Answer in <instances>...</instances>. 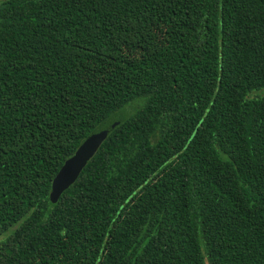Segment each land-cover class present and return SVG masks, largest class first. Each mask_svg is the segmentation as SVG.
I'll return each instance as SVG.
<instances>
[{"label": "trees", "instance_id": "obj_1", "mask_svg": "<svg viewBox=\"0 0 264 264\" xmlns=\"http://www.w3.org/2000/svg\"><path fill=\"white\" fill-rule=\"evenodd\" d=\"M0 264H264V0L0 1Z\"/></svg>", "mask_w": 264, "mask_h": 264}, {"label": "water", "instance_id": "obj_2", "mask_svg": "<svg viewBox=\"0 0 264 264\" xmlns=\"http://www.w3.org/2000/svg\"><path fill=\"white\" fill-rule=\"evenodd\" d=\"M127 116L128 113L124 110L111 114V116L106 119L100 127H98L82 141L76 152L65 161L64 165L60 169V172L54 179L50 195V198L53 201L58 198L66 186L75 180L86 161L93 156L94 152L105 139L108 132L122 120L126 119Z\"/></svg>", "mask_w": 264, "mask_h": 264}]
</instances>
